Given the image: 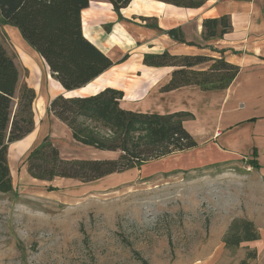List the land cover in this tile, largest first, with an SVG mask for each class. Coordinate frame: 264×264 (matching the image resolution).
<instances>
[{
    "label": "rangeland",
    "instance_id": "374dc122",
    "mask_svg": "<svg viewBox=\"0 0 264 264\" xmlns=\"http://www.w3.org/2000/svg\"><path fill=\"white\" fill-rule=\"evenodd\" d=\"M130 2L124 11L145 7L140 0ZM89 13L88 8L81 13L83 25ZM0 41L18 69V88L35 90L34 128L47 122L48 138L61 157L118 156L58 129L63 125L47 114L44 99L58 84L18 29L1 16ZM134 63L136 70V59L124 67ZM115 78L120 83L123 75ZM86 123L111 134L98 122ZM29 145L25 140L8 146L13 189L0 192V264H239L244 259L264 264V181L247 163L206 162L200 152L185 151L91 182L40 180L27 172ZM242 218L254 223L259 239L226 246L223 238L232 220ZM249 252L255 256L247 257Z\"/></svg>",
    "mask_w": 264,
    "mask_h": 264
},
{
    "label": "trees",
    "instance_id": "16d2710c",
    "mask_svg": "<svg viewBox=\"0 0 264 264\" xmlns=\"http://www.w3.org/2000/svg\"><path fill=\"white\" fill-rule=\"evenodd\" d=\"M119 18L120 9L131 0H107ZM166 3L196 7L204 0H161ZM89 0H0L3 21L18 29L23 40L43 59L53 79L66 90L84 86L113 65L112 59L88 40L82 29L81 11ZM145 19V18H144ZM158 28L156 24L145 23ZM231 29L227 14L202 20L203 39L223 36ZM175 41L186 42L179 26L165 30ZM124 55L120 61L124 60ZM210 62L207 68L198 65ZM147 66L173 67L170 79L162 91L181 86L197 85L202 90L224 89L239 72V66L206 55H175L164 50L146 53ZM18 69L13 58L0 41V192L13 189L8 163L9 143L25 137L35 127L33 101L34 88H18ZM123 91L106 87L94 95L52 98L48 111L65 123L74 140L100 150L118 151L114 158H63L57 147L45 136L27 156V172L32 178L51 180L55 177L91 182L107 175L122 172L151 159L188 150L197 142L183 126V120L192 117L187 111L167 114L140 112L120 107ZM98 122L107 127L110 135L100 133L86 123ZM249 164H259L250 159ZM259 239L254 223L248 219L232 220L223 238L226 246ZM255 253H247L254 257ZM147 264L146 261H143ZM239 264H248L246 259Z\"/></svg>",
    "mask_w": 264,
    "mask_h": 264
},
{
    "label": "crops",
    "instance_id": "0c3cea01",
    "mask_svg": "<svg viewBox=\"0 0 264 264\" xmlns=\"http://www.w3.org/2000/svg\"><path fill=\"white\" fill-rule=\"evenodd\" d=\"M91 1L87 7L90 13L86 24L82 23L83 34L112 59L113 65L73 90L64 89L55 80L58 86L52 93H46L45 98L40 96L42 102L43 98L46 101L47 114L63 125H58V129L71 135L69 127L48 111L49 102L55 96H88L106 87L120 89L123 91L119 101L121 108L159 114L176 111L192 114L182 124L197 146L178 152H200L206 162H243L251 168L248 161L253 159L259 164L253 171L264 181V0H204L196 7L178 6L161 0H140L145 7L124 11L130 7V2L120 9L122 18L115 11L106 10L112 9L109 2L91 5ZM156 3L158 5H154ZM223 14L230 17L231 29L221 37L203 39L202 20ZM146 22L156 24L158 28L149 27ZM177 26L183 31L186 42L175 41L165 33V30ZM164 50L175 55L223 56L227 62L239 66V72L224 89L202 90L197 85H186L162 91L161 87L170 79L173 67L147 66L143 63V56ZM124 55L126 58L120 61ZM132 59L139 64L136 70V63L127 69L124 67ZM209 64L205 62L197 68L204 69ZM116 74L123 75L118 85ZM217 131L219 135L215 136ZM49 132L52 131L48 129L47 122L42 121L41 129L40 126L34 128L14 142L29 140V147L33 145L31 151L50 135ZM261 235L264 236V231Z\"/></svg>",
    "mask_w": 264,
    "mask_h": 264
},
{
    "label": "built area",
    "instance_id": "2783aa9c",
    "mask_svg": "<svg viewBox=\"0 0 264 264\" xmlns=\"http://www.w3.org/2000/svg\"><path fill=\"white\" fill-rule=\"evenodd\" d=\"M217 135H219V132L218 131L215 133V136H217Z\"/></svg>",
    "mask_w": 264,
    "mask_h": 264
}]
</instances>
